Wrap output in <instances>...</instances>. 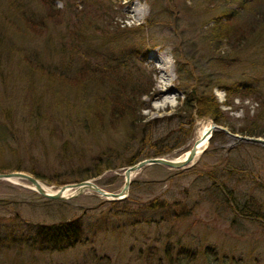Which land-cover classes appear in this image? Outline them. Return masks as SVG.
Listing matches in <instances>:
<instances>
[{
	"label": "rangeland",
	"instance_id": "rangeland-1",
	"mask_svg": "<svg viewBox=\"0 0 264 264\" xmlns=\"http://www.w3.org/2000/svg\"><path fill=\"white\" fill-rule=\"evenodd\" d=\"M47 1L59 11L50 19L43 0H0L1 174H26L54 192L78 183L82 169L103 152L124 154L115 166L127 156L178 159L198 139L200 126L212 124L183 112L186 98L207 91L205 68L229 126L239 127L264 100V34L251 36L220 73L204 63L208 52L231 51L229 43L203 39L219 16L211 6L157 0L163 17L170 16L162 28L146 27L155 0ZM109 26L115 34L103 31ZM83 67L97 73L78 87ZM118 82L137 90L142 109L133 130L111 120L100 101ZM234 86L255 93L231 96L226 106L222 88ZM213 132L185 168L149 165L132 173L126 197L114 204L91 191L48 200L24 180H0V264H264V224L227 208L220 189L225 183L236 200L264 213V146ZM124 170H105L89 181L118 193ZM71 221L80 226L79 244L55 252L36 248L38 227Z\"/></svg>",
	"mask_w": 264,
	"mask_h": 264
},
{
	"label": "trees",
	"instance_id": "trees-1",
	"mask_svg": "<svg viewBox=\"0 0 264 264\" xmlns=\"http://www.w3.org/2000/svg\"><path fill=\"white\" fill-rule=\"evenodd\" d=\"M206 5L209 8L210 12L217 11V18L213 19V26L209 28V32L203 37L206 45H210L212 43L218 45H224L225 43L230 44V52H221L217 49V54L209 53L205 58L204 63L212 67V64L218 69V73L222 72L223 69L229 67L230 64L235 62L237 55L240 53V48L242 46H247L249 38L255 35H263L264 34V10H262L260 0H192V4L200 6V4ZM43 5L46 9L45 18L50 19L52 17L54 11V7L47 0H43ZM160 7V3L155 0L153 3H150V9L148 13V18H150V23L148 19H146V27L153 26H165V20H168L170 16L167 18L163 17V12H160L158 8ZM260 7V9L258 8ZM198 11V10H197ZM59 12V11H56ZM199 13V11H198ZM207 13L204 12L202 14L205 17ZM21 17L25 23L28 25H33V21L35 19L29 18L24 13H21ZM77 17V15H76ZM99 21H102L104 18L96 17ZM241 18L244 19L243 25L236 24ZM223 19V21H221ZM174 20H171L173 22ZM74 24V23H73ZM145 27V28H146ZM139 28H143L140 26ZM111 31L115 34L117 28L115 26H109L103 31ZM229 46V45H228ZM96 68L86 69L83 67L78 72V83H75L78 87L82 85L81 80H85L84 78L87 75H94L96 72ZM207 68L203 70V78L205 81L204 89L207 91H202L196 93L194 97L186 98L184 100L183 107L187 116L192 119L195 117L196 119L209 120L214 125L226 129V131L233 135H239L249 138H262L264 139V100L258 101L257 108L251 115L246 112L242 117V124L237 127L229 126L224 119L223 112L220 110V105L216 101L215 97L211 93L212 87L209 84L210 82V74L205 75ZM106 71V70H105ZM107 73H112L113 71L107 70ZM85 84V83H84ZM131 87V86H130ZM126 88L124 85L118 82L117 85H112L110 90H113L112 95H104L100 98V101L103 102L104 107L108 108V114L111 120L126 122L125 124L129 129H135L137 124L136 114L142 109L140 102H136L134 100L137 95V90L131 88ZM136 90V91H135ZM225 93V102L224 105L229 106L228 100L231 96L235 98H239L240 100L245 99V97H252L255 93L251 86H234L232 88H222ZM139 96V100H140ZM136 99V98H135ZM95 110V109H94ZM92 112H95V111ZM90 111V109L88 110ZM96 117L97 114L94 113ZM137 128V127H136ZM215 135V132H212V137ZM247 147L249 149L256 150L257 147L249 145ZM161 153L154 155L153 157H159ZM123 153L116 152L113 157L110 153H101L99 156L95 157L94 160L87 166L83 168V174H79L76 182H81L89 179H94L98 177L105 170H114L118 168H128L130 166L135 165L139 162L136 156H127L122 165H114V162L119 161L123 157ZM1 173V170H0ZM225 183H220L221 192L224 194L223 197L224 204H227V208L231 209L233 212H236L240 215L244 220H253L256 222H260L264 224V213L261 208H250L248 203L247 206L245 203H240V201L236 200L234 197L232 189H228L224 187ZM61 185V184H60ZM98 186L97 184H95ZM219 186L216 184L211 187V194L216 195L219 191H213L218 189ZM118 201H111L112 204L117 203ZM81 229L77 222L71 221L66 223H60L57 225H51L49 228L38 227L35 233V239L38 240L36 243V248L39 251H64L68 248H72L75 245L79 244L81 241Z\"/></svg>",
	"mask_w": 264,
	"mask_h": 264
},
{
	"label": "water",
	"instance_id": "water-1",
	"mask_svg": "<svg viewBox=\"0 0 264 264\" xmlns=\"http://www.w3.org/2000/svg\"><path fill=\"white\" fill-rule=\"evenodd\" d=\"M220 130L223 131L226 134L228 133L226 130H224L221 127H218L214 124H211L209 129L206 130L201 138L198 140L194 141L193 145L191 148L185 153V156L182 160H167L163 158H150V159H145L141 160L138 163H136L133 166L128 167L123 171V185L121 190L118 193H108L103 191L102 189L98 188L94 183L90 181H82L74 184H69V185H63L61 186L56 192L54 193H48L46 192V188L42 187L40 183L34 179L33 177H30L26 174L23 173H18V172H13V173H6V174H0V180H7V179H21L26 182H28L32 187L33 191L37 193L39 196L48 199V200H64L66 199L65 197L62 196V192L65 189H72L75 194H72L70 198L74 197L77 194H81L83 191H91L94 194L103 197L105 200L108 201H120L123 200L126 197V193L128 191V187L130 184V176L132 173L137 172L138 170L142 169L145 166L149 165H160L169 169H183L186 166H188L196 154L198 153L197 151V145L203 141L206 138V141H208L211 137V134L214 130ZM233 137L237 138L240 141L251 143V144H256L260 146H264V139L262 138H249V137H244V136H237L233 135Z\"/></svg>",
	"mask_w": 264,
	"mask_h": 264
},
{
	"label": "bare ground",
	"instance_id": "bare-ground-1",
	"mask_svg": "<svg viewBox=\"0 0 264 264\" xmlns=\"http://www.w3.org/2000/svg\"><path fill=\"white\" fill-rule=\"evenodd\" d=\"M154 60H156V62L159 64L160 63V61H162V58H160V57H158V56H155V55H153V57H152ZM163 68V67H162ZM164 68H167V66H164ZM163 96L164 95H162L161 93H160V97H159V99L160 100H162L163 101ZM164 101H166L165 99H164ZM210 125L211 124H202L201 126H200V128H199V130H198V139L199 138H201V136L203 135V133L206 131V130H208L209 129V127H210ZM197 139V140H198ZM206 144V138L203 140V141H201L198 145H197V151L198 152H200V150L202 149V148H204V145ZM184 156H185V154L183 155V156H181V157H179L177 160H182L183 158H184ZM13 179H7V181H12ZM41 185V184H40ZM42 187H44L43 185H42ZM32 189H33V187H32ZM46 190V192H48V193H54L53 191H51L50 189H48V188H46L45 189ZM70 191H73L72 189H65L63 192H62V196L63 197H66L67 195H68V193L70 192Z\"/></svg>",
	"mask_w": 264,
	"mask_h": 264
}]
</instances>
